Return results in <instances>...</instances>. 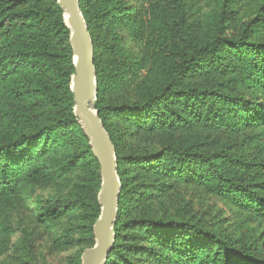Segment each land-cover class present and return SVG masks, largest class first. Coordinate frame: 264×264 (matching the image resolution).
Instances as JSON below:
<instances>
[{
  "label": "rangeland",
  "instance_id": "obj_1",
  "mask_svg": "<svg viewBox=\"0 0 264 264\" xmlns=\"http://www.w3.org/2000/svg\"><path fill=\"white\" fill-rule=\"evenodd\" d=\"M118 1L124 13L131 15L129 19L122 18V13L119 18H111L108 29L95 27L100 104L110 108L151 103L155 112L165 109L164 113L173 117V124L151 126L136 123L134 113H107L106 123L116 141V159H121L125 178L121 218L127 222L118 236L113 264H186L179 262L177 244L183 235L163 234L155 226L145 228L139 224L145 220L196 224L234 246L243 243L263 255L264 220L243 210L230 196L212 191L206 182L184 178L174 168L162 172L159 165L170 159L172 148L206 156L226 151L246 162L264 160V124L256 120L249 122L253 125H243L229 106L231 98L246 99L251 108L256 106L258 113H264L263 88L255 76L250 78L248 74L256 71H245L249 68L245 65L238 67L233 48L225 47L211 61L202 60L193 70L170 78V73L196 49L215 38L222 3ZM93 4L94 0H87L91 15ZM263 6L264 0H232L226 4L224 37L243 40L248 46L264 44V12H259ZM48 81L44 79L46 88L37 86L29 91L25 87L27 97L0 98L1 144L66 123L69 107ZM196 89L211 92L213 105L209 111L197 101L196 114L178 101L179 94ZM97 90L96 77L92 106ZM220 123H235L239 128L231 130ZM65 130L67 145L35 158L36 166L31 173L21 172L15 191L0 196V264H76L79 253L95 242L89 231V203L94 196L91 166L79 142L71 138L70 129ZM140 158L154 161L155 167L142 169L136 164ZM263 180L264 176H256L253 182ZM51 207L56 213L53 217L39 215L40 208ZM173 237H178V242ZM202 241L189 235L182 242L187 249H197Z\"/></svg>",
  "mask_w": 264,
  "mask_h": 264
},
{
  "label": "trees",
  "instance_id": "obj_2",
  "mask_svg": "<svg viewBox=\"0 0 264 264\" xmlns=\"http://www.w3.org/2000/svg\"><path fill=\"white\" fill-rule=\"evenodd\" d=\"M222 8L218 16L215 28V38L206 45L196 49L187 61L181 63L179 67L170 73V78L176 79L183 73L193 70L202 60L211 61L221 49L233 48V57L238 67L248 66L245 71H256L248 73L250 78L255 76L264 91V44L245 45L243 40H229L224 37L226 28L227 12L226 4L232 0H219ZM80 11L86 22L88 33L94 48V66L98 81V95L93 107L98 112V117L102 120L104 128L108 132L115 147L117 155V145L113 133L106 123L107 113L115 116L134 113L136 123L150 124L151 126H171L172 116H168L164 110L155 112L151 103L138 105L130 103L125 107H104L100 104L99 96L101 90V75L99 73V43L95 27L102 26L108 29V22L111 18L129 19L131 15L124 13L123 6H119L118 0H94L93 11L87 5V0H78ZM263 10L259 12H264ZM119 10V11H118ZM94 12V13H93ZM64 11L57 3V0H0V98L1 100L27 97L29 91L37 86H45L44 79H49V83L58 93L63 95V103L69 107V118L61 125H51L36 131L34 134L28 133L20 135L5 143H0V196L11 194L15 191L20 180L22 171L31 173L35 158L42 153L67 145L68 135L65 128L70 129L71 138H75L80 146L84 157L91 166V178L94 186V196L89 203L90 223L89 231L93 233V224L100 212V205L97 200V193L100 188L99 165L96 161L88 139L84 135L78 118L72 112L74 107L73 95L70 89V80L74 72L72 52L69 44V29L64 22ZM95 17V18H94ZM261 66L258 68V62ZM244 67V66H243ZM241 69V68H240ZM52 80V81H51ZM31 82V84H30ZM46 88V86H45ZM53 92L54 90H49ZM209 90H191L188 93L179 94L177 97L181 105L191 107V110L198 114L199 101L208 111L212 108L213 101ZM50 97H54L48 93ZM229 106L238 115V119L243 121V125H253L251 121L260 120L264 124V113H258L256 106L251 108V103L246 99L231 98ZM264 107V106H263ZM264 110V109H263ZM257 112V113H256ZM253 113L252 116H250ZM141 115L138 117L137 115ZM176 115V113H172ZM260 123V124H261ZM228 129H238V125L233 123H220ZM232 130V129H231ZM41 139L44 140L41 143ZM49 141V142H48ZM49 143V144H47ZM170 159L160 163V169L164 172L174 168L184 178L206 182L208 187L215 192L230 196L243 210L253 216L264 220V180L253 182L256 176H264V160L257 162H246L242 158H237L226 151L219 152L211 156L197 155L185 149L172 148ZM120 157L116 163L121 190L117 208V218L114 225L115 240L108 252L104 264H113L115 253L117 252V239L126 221L121 218V209L124 202L125 178L121 168ZM121 160V159H120ZM140 158L136 162L142 169L155 167L154 161ZM39 168V167H37ZM40 169V168H39ZM56 213L54 208H40V216L53 217ZM145 228L155 226L161 229V233L169 234L178 232L184 236H195L202 238L199 248L187 249L183 244V238L178 242V237H173L179 245L180 261L186 264H264V254H257L251 251L249 246L241 243L234 246L221 239L203 227L190 223L141 221ZM93 246L90 244L87 248ZM177 249V250H178ZM84 250V249H83ZM77 257V263L81 264V254ZM132 264V263H125Z\"/></svg>",
  "mask_w": 264,
  "mask_h": 264
},
{
  "label": "water",
  "instance_id": "obj_3",
  "mask_svg": "<svg viewBox=\"0 0 264 264\" xmlns=\"http://www.w3.org/2000/svg\"><path fill=\"white\" fill-rule=\"evenodd\" d=\"M69 29V44L74 72L70 89L74 115L78 118L99 165L100 188L97 200L100 212L93 224L95 242L82 253L81 264H104L114 240L119 192L121 190L115 147L92 102L96 97L94 48L78 0H57Z\"/></svg>",
  "mask_w": 264,
  "mask_h": 264
}]
</instances>
